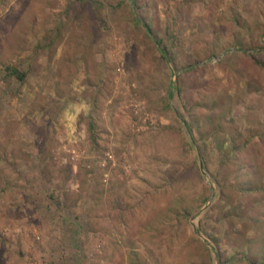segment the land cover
Instances as JSON below:
<instances>
[{
	"label": "rangeland",
	"instance_id": "obj_1",
	"mask_svg": "<svg viewBox=\"0 0 264 264\" xmlns=\"http://www.w3.org/2000/svg\"><path fill=\"white\" fill-rule=\"evenodd\" d=\"M0 264H264V0H0Z\"/></svg>",
	"mask_w": 264,
	"mask_h": 264
},
{
	"label": "trees",
	"instance_id": "obj_2",
	"mask_svg": "<svg viewBox=\"0 0 264 264\" xmlns=\"http://www.w3.org/2000/svg\"><path fill=\"white\" fill-rule=\"evenodd\" d=\"M159 53H160L161 55H165V54H164V50L161 49V48H159ZM7 71H10V74H15V73L17 74V72H16L15 70L10 69V68H7ZM186 129H187V133L189 134V136H191V130H190V128L187 126ZM92 142H93L94 144H96V143H95V139L93 138V136H92Z\"/></svg>",
	"mask_w": 264,
	"mask_h": 264
}]
</instances>
